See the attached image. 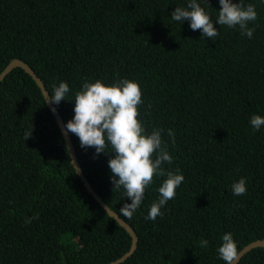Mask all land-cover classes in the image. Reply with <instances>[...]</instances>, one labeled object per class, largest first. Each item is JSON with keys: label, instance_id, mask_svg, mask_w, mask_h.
<instances>
[{"label": "trees", "instance_id": "1", "mask_svg": "<svg viewBox=\"0 0 264 264\" xmlns=\"http://www.w3.org/2000/svg\"><path fill=\"white\" fill-rule=\"evenodd\" d=\"M197 2L219 32L214 40L171 19L187 0H0V73L19 58L49 95L67 83L55 105L65 125L85 81L125 78L143 93L146 132L164 130L173 156L164 167L179 168L184 181L155 221L145 217L164 177H154L125 218L119 210L131 201L123 189L112 191L114 154L82 148L69 133L88 181L138 237L121 264H225L217 254L225 233L238 252L264 239V126L249 123L253 114L264 117V0H245L257 12L252 38L215 22L218 0ZM44 101L21 68L0 83V264H107L127 252L130 237L84 187ZM241 178L247 192L235 196L231 185ZM237 264H264V249Z\"/></svg>", "mask_w": 264, "mask_h": 264}, {"label": "clouds", "instance_id": "2", "mask_svg": "<svg viewBox=\"0 0 264 264\" xmlns=\"http://www.w3.org/2000/svg\"><path fill=\"white\" fill-rule=\"evenodd\" d=\"M206 3V0H203ZM220 9L217 11L215 22L220 26L229 28L238 27L242 35L252 38L255 31L249 23L257 19L255 6L251 3L245 5V0L232 3V0H218ZM171 19L178 22L189 21L190 28L200 30L201 39L204 37L214 40L219 32L213 26L212 17L205 11L197 0H187L185 7H176L170 15ZM69 93V86L60 82L53 86V94L44 102L58 105L65 100ZM143 93L139 84L133 80L121 78L110 85L101 80L94 82L85 81L80 90L74 94V116L67 121L65 129L68 133L75 134L82 148L92 147L95 154L113 153L108 160L111 171L112 191L123 189L124 196L131 203H125L120 208V214L131 219L134 212L140 207L146 188L153 183L154 177H164L157 191L159 196L149 208L145 217L155 221L162 217L161 208L169 200L175 199L176 190L184 181L180 169L175 172L166 169L165 164H171L173 156L168 152V145L162 139L161 128H153L146 132L141 120L139 107L144 103ZM151 108V104L148 105ZM55 111V109H52ZM254 130L264 126V117L253 114L249 121ZM30 132L25 133L24 140L31 138ZM167 135L175 145V134L169 129ZM233 195L246 194V181L244 178L233 182L231 185ZM38 217L26 218L25 223H31ZM222 243L217 248L218 258L225 264H233L239 252L231 233L222 236ZM200 246L208 247L206 239L200 240Z\"/></svg>", "mask_w": 264, "mask_h": 264}, {"label": "water", "instance_id": "3", "mask_svg": "<svg viewBox=\"0 0 264 264\" xmlns=\"http://www.w3.org/2000/svg\"><path fill=\"white\" fill-rule=\"evenodd\" d=\"M16 68H21L24 70L37 84V86L40 88V91L43 95L44 100H47L49 95V92L47 91L43 81L39 76L35 73V71L23 60L16 58L13 59L6 67L5 69L0 73V83L6 78L7 75H9L13 70ZM48 108L50 109L52 115L55 118V121L60 129V132L66 142V146L69 152V156L71 159V163L81 179V182L84 184V187L86 190L93 196V198L100 204V206L105 210L107 215L113 219L130 237V246L127 252H125L123 255H121L119 258L107 263V264H121L126 259H128L136 250L138 237L134 230L130 227L128 223H126L120 216H118L117 213H115L113 210H111L107 204H105L102 197L96 192V190L92 187L90 182L88 181L85 173L83 172L81 165L78 161V157L76 154L75 147L73 145L72 139L69 135V133L65 129V123L63 121L62 116L60 115L59 111L57 110L56 106L50 103H47ZM55 109L53 111L52 109ZM255 248H263L264 249V239H257L253 242H250L249 244L245 245L240 251L239 255L236 261L233 262V264H237L240 259L247 254L249 251L255 249Z\"/></svg>", "mask_w": 264, "mask_h": 264}]
</instances>
